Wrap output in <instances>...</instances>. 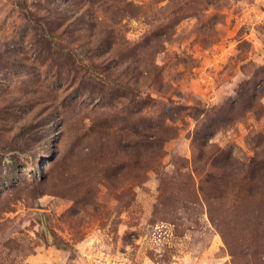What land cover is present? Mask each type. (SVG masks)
I'll return each mask as SVG.
<instances>
[{"label":"rangeland","instance_id":"1","mask_svg":"<svg viewBox=\"0 0 264 264\" xmlns=\"http://www.w3.org/2000/svg\"><path fill=\"white\" fill-rule=\"evenodd\" d=\"M0 264H264V0H0Z\"/></svg>","mask_w":264,"mask_h":264}]
</instances>
